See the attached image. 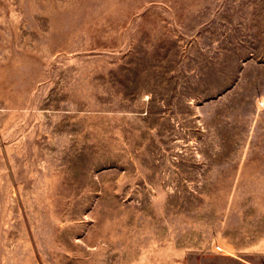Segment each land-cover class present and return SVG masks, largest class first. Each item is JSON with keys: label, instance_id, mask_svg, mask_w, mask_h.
Segmentation results:
<instances>
[{"label": "rangeland", "instance_id": "obj_1", "mask_svg": "<svg viewBox=\"0 0 264 264\" xmlns=\"http://www.w3.org/2000/svg\"><path fill=\"white\" fill-rule=\"evenodd\" d=\"M264 264V0H0V264Z\"/></svg>", "mask_w": 264, "mask_h": 264}, {"label": "crops", "instance_id": "obj_2", "mask_svg": "<svg viewBox=\"0 0 264 264\" xmlns=\"http://www.w3.org/2000/svg\"><path fill=\"white\" fill-rule=\"evenodd\" d=\"M246 264H255V263H252L251 261H245Z\"/></svg>", "mask_w": 264, "mask_h": 264}]
</instances>
